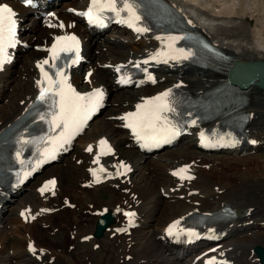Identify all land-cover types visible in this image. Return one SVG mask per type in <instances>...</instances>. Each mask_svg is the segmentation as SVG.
<instances>
[{
  "label": "bare ground",
  "instance_id": "obj_1",
  "mask_svg": "<svg viewBox=\"0 0 264 264\" xmlns=\"http://www.w3.org/2000/svg\"><path fill=\"white\" fill-rule=\"evenodd\" d=\"M168 1L178 10H183L192 23L225 48L232 58L264 59V19L260 21L261 18L254 14L250 0H230V2L212 0L216 4L212 6L209 0ZM70 5L75 4L72 2ZM15 6L20 11L22 19L26 20L31 14V9L16 4ZM67 7H59V14L65 25L69 26L79 20V16L67 12ZM77 7L84 8L85 4L80 2ZM47 23L41 19H34L30 26L23 24L25 30L21 36L22 41L30 45H49L53 34L61 31L62 27L57 20H52L53 28H47ZM260 23L262 25L258 26ZM74 31L82 38L89 64L95 67L90 82L84 85L89 88L108 86L112 91V100H109L111 106L106 108L103 119L96 121V127L93 128V125V129L87 130L78 140L75 147L76 157L74 155L65 157L61 163L48 167L41 176L30 181L20 193L14 194L12 198H2L6 210L3 209L5 211L0 217V264H81L79 262L105 264L107 261H110V264H191L197 254L215 244L221 247L216 252L220 255L210 254L215 256L214 262H218L217 258H220L221 264H262L252 252V248L256 244L264 246V177L256 173L259 165H255L258 163L246 164V162L256 155L260 156L262 153L259 151L264 150V89L252 85L246 102L239 108V112L254 114L246 129L251 137L261 140V144L249 149V151L253 150L252 154L241 157L238 156L241 151H227L225 155H216V159L208 158L207 156L215 155L200 151L201 147L196 143L201 138L196 137L197 141L194 142L193 135L188 133L192 141L188 139L187 144L181 146L182 150L178 152L168 150L154 158L150 155L140 156L135 149L129 147L130 138L122 129L123 122L119 117L125 111L136 108L137 102L147 95L157 92L159 88L169 87L177 81L188 84L186 89L193 95H198L221 83L227 77L225 72L228 71L232 61L219 62L218 67L214 68L190 64L164 66L159 69V82L150 84L145 78H141L138 81L141 84L139 90L115 92L116 78L110 75L109 69L100 68L98 62L100 64L125 62L130 57L135 58L147 52L154 54L160 46L161 40L157 39L159 36L151 32L140 38L137 34L130 38L124 34L126 30H117L111 34L114 39L109 36L101 41L79 24ZM123 37L128 38L127 41ZM94 49H100V53L95 55ZM46 55V51L29 48L26 53L19 55L16 64L9 66L0 74V130L13 121L29 100L38 94L37 81H40L41 74L38 64ZM157 65L160 67V64ZM18 74H20L19 83L13 86L6 84L14 82ZM82 78L84 74L81 76L75 73V81H80ZM8 87L13 89V93L7 90ZM122 98L124 100L120 101ZM6 99L9 100L7 105ZM210 124L213 122L205 125ZM205 125L196 127L204 128ZM103 138L112 140L118 150V156L114 161L124 160L130 165L133 174L128 184L109 183L95 187L88 184L86 168L90 160L84 158L86 154L83 149L89 143H96ZM81 157L84 162L78 164V159ZM207 159L210 160L206 161ZM229 159H233L230 163L237 162L234 167L239 164L241 167L246 166L247 178L242 176L243 169L240 170V167L232 168L239 171L236 176L229 173L234 171L225 170ZM214 162H218V165L213 166ZM185 166H190L189 168L197 175L190 181L189 189L185 186H177L176 181H172L170 176L172 172ZM215 170L220 173L219 177L217 174L214 178ZM254 172L256 176L249 178ZM51 176L59 178L60 189L59 195L47 202L43 201L44 197L39 196L37 187L44 179ZM102 190L112 197L106 198ZM6 194L8 195V192ZM180 194L182 196H178ZM68 201L70 204H76L75 209L68 207ZM224 204L239 209L250 208L251 211L249 210V214L236 221L231 220L224 224L223 228H228L229 231L222 241L214 240L207 246L173 248L162 240L165 227L175 219L194 210L201 212L218 210ZM28 205L33 206L35 211L41 206L53 205L59 207V210L47 215L41 221L27 224L21 220L19 212ZM124 205L135 206L138 213L142 214L141 226L132 232L131 237H114L112 229L106 230L102 237H94L89 241L92 247L81 249V245H90L81 241L84 236L95 232L98 221V215L95 213L105 206L113 210ZM119 224L120 222L114 221L110 226L114 228ZM54 226H60V231L55 232ZM60 232L63 234L62 238L53 245L44 246L36 242L40 248L47 250L42 261L30 256L27 250L29 239L39 241L40 234L59 235ZM97 243L100 247L94 250ZM71 244L76 245L75 249H69ZM102 251H105L104 255L101 254ZM109 253H112L111 258L108 257ZM128 255L129 259H127ZM81 256L84 257L83 261ZM195 264L204 263L195 262Z\"/></svg>",
  "mask_w": 264,
  "mask_h": 264
},
{
  "label": "snow or ice",
  "instance_id": "obj_2",
  "mask_svg": "<svg viewBox=\"0 0 264 264\" xmlns=\"http://www.w3.org/2000/svg\"><path fill=\"white\" fill-rule=\"evenodd\" d=\"M32 0H25V3H31ZM141 0H91L90 6L86 12L79 13L80 15L86 16L92 24H103V13L111 12L118 22L126 24L130 28H133L137 33H146L150 31L148 27L143 26L140 22L143 17L140 13ZM174 7V6H173ZM16 13L7 4H0V68L9 61L10 56L8 49L15 47L16 45ZM191 24V21H187ZM63 27V24L60 25ZM157 39H162L157 37ZM177 39H184V37H168V40L175 41ZM56 43L52 45L50 49L52 53V60H59L60 53L75 52V58L72 63L79 61V40L75 35L70 36H58L55 38ZM62 42H71L63 43ZM173 47L169 44V48ZM207 47V45H205ZM181 55H170L167 52H157L152 55L150 59L157 62L167 63L169 59L180 60L189 59L193 54L188 51L185 52L183 49L177 50ZM144 63H148L145 60ZM49 60H44L38 64L43 79L37 81V85L40 87V93L38 96L39 101H51L55 111L49 121L50 130L60 129L55 136L42 137L41 140L44 142L43 148L37 150L41 153V158L36 161V165L44 163L47 160L55 159L56 152L62 148L65 144L71 142V140L81 133L88 120L91 119L92 115L99 110L104 102V91L102 89H94L92 92L81 94L72 87L68 82L69 78L64 72V68L57 67L55 63L50 65L51 68L56 69L53 76L45 70L44 65H48ZM66 65L65 67H70ZM119 71V68H117ZM148 80L155 83V77L151 74L147 77ZM47 82V86H45ZM130 80L121 77L120 83L127 84ZM143 83V81H141ZM171 89H168L159 95L145 100L144 103L138 104L136 112L126 113L121 119L127 120L128 123L125 125L130 128L135 134L138 141H144L143 147L150 148L159 146L162 143H169L174 137L179 135L178 128L172 124L168 118L163 115L167 112H174L169 102L171 96ZM58 98V99H57ZM43 119V117H41ZM195 123V121H193ZM146 130H150V134H143ZM203 135V134H201ZM207 140V138H204ZM22 143H36V141L22 140ZM255 143V141H253ZM100 155H108L112 152L111 146L108 144L106 139L99 141ZM92 146L87 148L88 152H92ZM100 155H97L95 162L99 163ZM19 156V153H17ZM23 163V161H21ZM122 167H126L121 165ZM190 166H185L176 172L174 175L180 176L181 179H192L193 177L186 175ZM130 170V169H129ZM93 176L96 177L97 183L100 182V176L97 175L96 169H90ZM100 172H106L107 170L101 167ZM120 174V173H118ZM28 173H25V176ZM54 186L55 181H48L44 187L40 189L44 192L49 189V186ZM129 217L134 214L129 213ZM34 218V217H33ZM169 234H172V228L168 229ZM35 251V249H32Z\"/></svg>",
  "mask_w": 264,
  "mask_h": 264
},
{
  "label": "rangeland",
  "instance_id": "obj_3",
  "mask_svg": "<svg viewBox=\"0 0 264 264\" xmlns=\"http://www.w3.org/2000/svg\"><path fill=\"white\" fill-rule=\"evenodd\" d=\"M225 1H228V2H230V0H225ZM69 2L71 3V2H80V0H69ZM66 3V4H70V3ZM211 2H213V4H215V2L214 1H210L209 0V4L211 3ZM253 2V3H252ZM212 4V5H213ZM250 4H252V7H254V14L255 15H257V17L260 19L261 18V20L260 21H262V19H264V0H250ZM256 4V5H255ZM211 5V4H210ZM211 5V6H212ZM216 5V4H215ZM258 11V12H257ZM260 25H262L261 23L260 24H258V26H260ZM94 51H95V55H98L99 54V50L98 49H94ZM17 79V80H16ZM16 80V81H15ZM18 80H20V74H18V75H16V77H15V79H14V82H7L6 84H10V85H14V84H17V83H19L20 81H18ZM9 89V91H10V93H13V89H10L9 87L7 88V90ZM9 99V98H8ZM8 99H6V101H5V104L7 105L8 104ZM122 100H124L123 98L120 100V101H122ZM117 103V102H116ZM1 111V110H0ZM102 116V115H101ZM103 119V117L100 119V121ZM96 127V124H94V127L93 128H95ZM92 128V129H93ZM187 144V143H186ZM190 145H192V144H190ZM189 145V146H190ZM191 147V146H190ZM182 148V147H181ZM180 150H182V149H180V148H178L177 150H172L173 152H178V151H180ZM200 155V154H199ZM195 157H196V154L194 155ZM257 156L259 157V158H257ZM208 158H215L216 157V155L215 156H207ZM262 157V158H261ZM202 158V157H201ZM261 158V159H260ZM216 159V158H215ZM256 159H258V161L256 160ZM210 160V159H209ZM208 159L206 160V161H209ZM214 159H212V161H213ZM230 160H233V159H229V164H228V166H226V168H225V170H232V168H239V166H236V167H234V165L237 163V162H232V163H230ZM241 163V162H240ZM255 163H258V164H256L255 166H258V168H257V171H256V173H257V175L258 176H260V177H264V152H262V154L259 156V155H256V156H254L252 159H250V160H248L247 162H246V164H255ZM213 164V166L215 165V166H217L218 165V162H214V163H212ZM261 165V166H260ZM255 166H254V168H255ZM241 167V166H240ZM243 167V170H242V172H243V174H242V176L244 177V178H247V170H245V167L244 166H242ZM262 168V169H261ZM232 171H234V172H229L230 174H233V175H237L238 173H239V171H235V169H233ZM222 173H224V171L222 172ZM218 174V175H217ZM220 173L218 172V171H216L215 170V172H214V174H213V176H214V178H216V175L219 177L220 175H219ZM260 174V175H259ZM263 175V176H262ZM253 176H256L255 175V172L254 173H252L250 176H249V178L250 177H253ZM235 180V179H234ZM102 192H105L104 190H102ZM103 197V196H102ZM105 197L106 198H111L112 197V195H109L107 192H105ZM107 201V200H106ZM59 202H61V200L59 201ZM59 238H62V236H63V234L60 232L59 233ZM53 239H56L57 237H52ZM36 240V239H35ZM36 242H38V243H40L39 241H37L36 240ZM41 242L43 243V244H48L49 243V240L47 239V236H45V235H42V237H41ZM42 243H40L41 245H43ZM91 246L90 245H81V249H87V248H90ZM102 256V255H101ZM102 259V261L101 262H103V258H101ZM81 264H82V262H80ZM111 262L110 261H107L105 264H110Z\"/></svg>",
  "mask_w": 264,
  "mask_h": 264
},
{
  "label": "water",
  "instance_id": "obj_4",
  "mask_svg": "<svg viewBox=\"0 0 264 264\" xmlns=\"http://www.w3.org/2000/svg\"><path fill=\"white\" fill-rule=\"evenodd\" d=\"M240 65L246 67V66H251V67H259L261 69H264V62H254V63H240ZM258 75H256L254 78H257ZM263 79V77H261ZM260 85L264 86V82H260ZM262 258L264 260V253H262Z\"/></svg>",
  "mask_w": 264,
  "mask_h": 264
}]
</instances>
